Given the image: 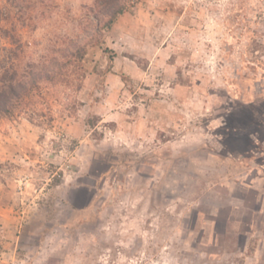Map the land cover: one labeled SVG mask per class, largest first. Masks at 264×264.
Here are the masks:
<instances>
[{"label":"rangeland","instance_id":"374dc122","mask_svg":"<svg viewBox=\"0 0 264 264\" xmlns=\"http://www.w3.org/2000/svg\"><path fill=\"white\" fill-rule=\"evenodd\" d=\"M94 4L0 0L21 67L87 45L0 119V264H264V0Z\"/></svg>","mask_w":264,"mask_h":264},{"label":"trees","instance_id":"16d2710c","mask_svg":"<svg viewBox=\"0 0 264 264\" xmlns=\"http://www.w3.org/2000/svg\"><path fill=\"white\" fill-rule=\"evenodd\" d=\"M129 1L95 0L91 12L96 21V35L101 36L113 27L117 19L127 11ZM3 21L0 10V23ZM12 27L13 30L10 31L0 29L14 45L9 51V56L0 57V119L12 116L43 84H56L65 80L69 68L81 64L87 55L86 44L71 39H60L62 47L53 50L50 55L41 56L39 61L27 62L21 67L27 46L22 42L15 25ZM3 58L9 60L8 68L3 64Z\"/></svg>","mask_w":264,"mask_h":264}]
</instances>
